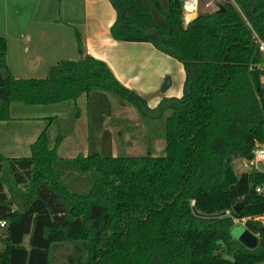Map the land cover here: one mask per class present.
<instances>
[{"label": "trees", "instance_id": "1", "mask_svg": "<svg viewBox=\"0 0 264 264\" xmlns=\"http://www.w3.org/2000/svg\"><path fill=\"white\" fill-rule=\"evenodd\" d=\"M108 1L116 12L111 37L151 43L181 63L182 96L149 108L104 61L84 55L77 31L79 60L56 62L44 78L16 79L0 37V121L10 119L13 102L51 105L84 94L90 135L92 123L99 132L111 113L109 94L146 121L164 120L165 154L113 156L111 134L101 131L105 154L88 147L85 156L61 158L62 138L49 147L45 129L29 156L0 153V220L7 222L0 264H54L66 243L71 252L60 264H264V224L247 219L264 214L255 192L264 174L233 169L264 143L261 57L252 43L264 39V0H234L238 9L227 3L224 13H200L185 29L179 0ZM167 87L168 79L161 92ZM91 93L103 99L97 122ZM246 196L238 216L232 204ZM242 219L258 238L253 249L231 236Z\"/></svg>", "mask_w": 264, "mask_h": 264}, {"label": "crops", "instance_id": "2", "mask_svg": "<svg viewBox=\"0 0 264 264\" xmlns=\"http://www.w3.org/2000/svg\"><path fill=\"white\" fill-rule=\"evenodd\" d=\"M39 1L41 0H34V34L28 35L29 39L22 45L24 49L19 51L23 56L15 51L19 49L18 41L0 32V37L6 40V65L14 78H25L29 70L34 72V78L42 77L47 73L49 66L75 56L78 52L74 32L77 31L81 36L84 55L104 61L117 80L141 96L149 108L157 107L163 97L182 96L185 74L181 63L160 52L151 43L117 41L111 37L110 27L115 21L116 12L108 0H81L80 9L77 7L78 0H70L71 4L69 2L66 6V16H61L59 5L58 17L55 16L53 0H43L42 4ZM19 37L22 39L23 34ZM29 41L34 44V55L27 60ZM172 60L181 66L171 65ZM174 68L176 70L172 71ZM35 73H38V76H35ZM166 79H168V87L162 93L161 85ZM89 95L91 96L92 93ZM106 96L111 105L110 97ZM81 99L86 101L84 110L88 115V97L84 94L75 101L69 100L51 105L11 103L10 119L0 121V153L9 158L27 157L30 155V145L37 139L42 129L44 127L47 129L52 123H56L67 128V132L59 134L62 141L57 148V155L66 159L78 154L85 156L88 153L86 144L88 121L86 113L79 112L81 108L78 102ZM102 100L101 95H92V110L98 116L96 122L101 112L97 105ZM69 102H72V107L64 109L62 106ZM115 104L125 111L129 109L123 103ZM111 110L114 111L112 105ZM111 115L114 116L110 113L109 116ZM107 118L105 117L102 123V130L95 133V136H102L101 131H109L111 153L115 156L113 135L118 132L119 124L116 120H120V117L117 116L115 121L110 123V118L108 120ZM79 121H82L83 127L80 126ZM78 137L85 143L83 152L78 150Z\"/></svg>", "mask_w": 264, "mask_h": 264}, {"label": "rangeland", "instance_id": "3", "mask_svg": "<svg viewBox=\"0 0 264 264\" xmlns=\"http://www.w3.org/2000/svg\"><path fill=\"white\" fill-rule=\"evenodd\" d=\"M41 4L43 3V0L39 1ZM54 2V10H55V16H60L59 13H57V9L59 8V5L61 6V16H66L67 12V5L69 4L70 0H53ZM71 4V2H70ZM77 7L80 9L82 7L81 0H78ZM39 15V14H38ZM0 32L6 36H11L15 38L18 42L19 49H15L17 53L21 56H23L19 51L24 49V45L28 38V35L30 33L34 34V0H0ZM20 34H23V38L21 39L19 37ZM28 51L29 53L26 55L27 60H29L34 55V44L28 43ZM30 48V49H29ZM80 55L76 53L73 57H68L67 60H79ZM173 61V60H172ZM171 65H175V67H180L181 65L173 61L171 62ZM257 67L259 68L260 65L258 64ZM172 70V69H171ZM176 70L175 68L172 70ZM25 78H34V72H31L30 70L27 72ZM35 76H38V73H35ZM46 76V73L42 75L44 78ZM37 78V77H35ZM111 99V105L114 107V111L111 110V113L114 114L110 116H106L110 118V122H114L116 117H120V120H116L119 124L117 129L118 132L113 135L114 143H115V156H163L165 154V142L163 139V119H156L153 122L146 121L142 117L138 115V113L135 111V109L126 103L118 100L117 98L107 94ZM115 103H123L124 105L128 106L129 109L127 111L119 108L118 104ZM72 102H69L67 104H64L62 106L64 109L67 107H72ZM79 112L81 111V114L86 113L85 112V105L86 101L81 99L78 102ZM76 112L78 109L75 110ZM83 111V112H82ZM91 107L89 104L88 107V115L86 117L87 121L91 123ZM152 115V114H150ZM107 118V120H108ZM114 120V121H113ZM124 122V123H122ZM80 126L83 127L82 121H79ZM90 130V135L87 136V146L98 151L99 153L105 154V150L100 145L101 137L95 136V133L97 130L94 128V125L92 123ZM46 127H44L45 129ZM42 129V130H44ZM47 136H48V146L52 147L54 145L55 138L60 134L67 130V128H63L60 125L58 126L56 123H52V125L45 129ZM116 131V130H115ZM67 132V131H66ZM88 132V130H87ZM95 132V133H94ZM78 150L83 152L84 148V141L82 138L80 139L78 137ZM29 156V155H28ZM25 157V156H24ZM249 167L251 166L246 163L245 160H236L234 162L233 169L235 173L240 174L245 171H249ZM258 169L263 170L264 167L259 164ZM7 174V173H6ZM68 182L72 184L71 178H68ZM75 183V180L73 181ZM80 182V181H79ZM20 190L23 189V186L21 185ZM6 189V188H5ZM16 201L19 203V199L16 198ZM245 228L242 221L234 220V225L231 229V236L232 238L237 240L238 234H240ZM1 235V234H0ZM257 238V236H255ZM258 239V238H257ZM28 240L29 235H26L23 239V246L28 248ZM4 242L2 238H0V248L3 246ZM71 252V246L66 243L62 245L61 247L57 248L56 251L53 254V263L54 264H60L61 262H64L66 260V255H68Z\"/></svg>", "mask_w": 264, "mask_h": 264}, {"label": "built area", "instance_id": "4", "mask_svg": "<svg viewBox=\"0 0 264 264\" xmlns=\"http://www.w3.org/2000/svg\"><path fill=\"white\" fill-rule=\"evenodd\" d=\"M181 6L180 20L181 25L185 29L200 13H212L219 9V6H224L229 3L232 4L236 9H238L234 0H179ZM257 51L261 57V63L259 64V69L262 71L260 77V84L263 93V104H264V39H259L256 42ZM251 168L250 170L264 174V169H258V165L261 164L264 167V143L255 142L252 155L249 160H245ZM255 192L264 197V183L255 187ZM253 221H258L264 224V214L262 216L247 218ZM246 219L241 221L244 223ZM7 228V222L5 220H0V234L4 232Z\"/></svg>", "mask_w": 264, "mask_h": 264}, {"label": "water", "instance_id": "5", "mask_svg": "<svg viewBox=\"0 0 264 264\" xmlns=\"http://www.w3.org/2000/svg\"><path fill=\"white\" fill-rule=\"evenodd\" d=\"M224 12H225L224 6L220 5L216 13H224ZM154 38H156V36ZM257 40H258V37H254L252 39V43H256ZM247 198L248 197L246 196L243 199L233 202L232 210L236 215L241 216V213H242L241 211L247 202ZM218 216H220V214L209 215L206 217H218ZM237 240L248 249H253L258 244V239L252 233H250L247 229H244L240 234H238Z\"/></svg>", "mask_w": 264, "mask_h": 264}]
</instances>
